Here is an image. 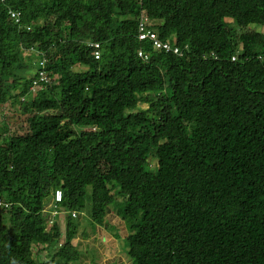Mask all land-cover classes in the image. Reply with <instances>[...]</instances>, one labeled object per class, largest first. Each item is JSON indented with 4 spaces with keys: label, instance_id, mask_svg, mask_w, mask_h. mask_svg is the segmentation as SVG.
Instances as JSON below:
<instances>
[{
    "label": "trees",
    "instance_id": "obj_1",
    "mask_svg": "<svg viewBox=\"0 0 264 264\" xmlns=\"http://www.w3.org/2000/svg\"><path fill=\"white\" fill-rule=\"evenodd\" d=\"M261 26L264 0H0V264L79 263L117 197L128 264H264Z\"/></svg>",
    "mask_w": 264,
    "mask_h": 264
},
{
    "label": "rangeland",
    "instance_id": "obj_2",
    "mask_svg": "<svg viewBox=\"0 0 264 264\" xmlns=\"http://www.w3.org/2000/svg\"><path fill=\"white\" fill-rule=\"evenodd\" d=\"M257 29L264 33V26L257 27ZM80 68H82V67H80ZM80 68L76 67L75 69L78 70ZM33 74H34V72L30 70V71L26 72L25 76H29V75H33ZM142 96L143 95H138L139 108L145 109L148 107L150 101H148L147 97H142ZM10 109H11L10 104L4 105L3 107L0 108V120H1V117L4 115V113ZM11 123L12 122H10V124ZM23 124H24L23 122L17 121L16 123L11 124V126H12V128L16 127L18 129H21ZM150 164H151V167L154 166L155 160L152 159L150 161ZM120 206H121V201L118 198H116V202H114V205L108 206L106 211H107V213L110 212V213H116L117 214L118 213L117 210H118V208H120ZM105 216H106V214H105ZM136 218H138V217H136ZM136 218L124 220L126 226L131 228L132 226L136 225V223H137ZM138 219L140 220V218H138ZM85 222H86V220L81 221V225L79 227L78 233H80L81 230H83V228H84L83 223H85ZM60 225H63V220L60 222ZM94 228L95 229H93L92 227L88 228L87 234L89 233V235L86 236L85 238L82 237L80 234H78V236L74 239V244L78 247V249L83 251V254L81 255V261L79 263H73V264H117L116 261L113 260L114 257L121 258V261L124 264H128L129 257H128L126 251L123 254L122 252L118 251L117 249L115 250L113 247V246H115L117 248V242L118 241L114 240L113 243L112 242L110 243L109 241H107V238H106L107 233L109 236L113 235L112 233L116 231V227L114 226L115 229L107 228V225L104 224L103 227L102 226H99V227L95 226ZM134 231H135V229L131 228L129 233L131 234ZM114 238L119 239L118 236H114ZM51 253H52V251H48V252L45 250L41 251L38 259L44 260L49 255H51ZM113 255H115V256H113Z\"/></svg>",
    "mask_w": 264,
    "mask_h": 264
},
{
    "label": "built area",
    "instance_id": "obj_3",
    "mask_svg": "<svg viewBox=\"0 0 264 264\" xmlns=\"http://www.w3.org/2000/svg\"><path fill=\"white\" fill-rule=\"evenodd\" d=\"M9 15L11 16V18L14 20L15 23H19L20 22V12L16 11V10H8ZM30 27L28 26L27 29H29ZM138 38L139 39H147L151 42L152 47L154 50H160V49H164L165 51H173L175 53H179L180 50L179 48L172 42H170L169 40L167 41H162L161 39H159L158 33L157 31L152 27L151 25V20L147 15H142L140 20H139V24H138ZM90 46L94 47L93 49V56L95 58H99L100 56V50H99V44L98 43H91ZM137 54L140 57H143L145 59L148 58V54L142 52L141 50H138ZM235 57L232 56V60H234ZM44 62V60H43ZM37 74H38V80L35 79L33 81V85L30 87V91L31 92H35V90L38 88V81H47V78L45 76V73L43 70H37ZM62 199V190H56L55 191V201H60ZM0 206L3 207H8L9 204L4 202V200L0 199ZM57 214V211L54 210L53 211V215ZM72 216H76V213L73 212ZM49 223H52V221H50Z\"/></svg>",
    "mask_w": 264,
    "mask_h": 264
},
{
    "label": "crops",
    "instance_id": "obj_4",
    "mask_svg": "<svg viewBox=\"0 0 264 264\" xmlns=\"http://www.w3.org/2000/svg\"><path fill=\"white\" fill-rule=\"evenodd\" d=\"M119 200L121 201V206L120 207H122L123 206V201H122V199H119ZM114 202H116V199H115ZM137 217L141 218L140 215L137 216ZM138 218H136L137 219V223H138V221H140ZM104 220L108 222L107 228H112L113 226L116 227V231L112 233L113 235L109 236L108 233L106 234L107 241H109L110 243L111 242L113 243L114 240L115 241L117 240L118 241L117 242V248L115 246H113V247H114L115 250L117 249L118 251H120V252H122L124 254V252L127 251V244H128L125 237H126L127 234H130L129 231L131 230L132 227L131 228L127 227L124 221H123L124 223H121L120 220L118 219V216H117L116 213H110V212L106 213V216L104 217ZM114 236H118L119 239H115ZM113 256H115V255H113ZM113 260H115L117 264H124L121 261V258L114 257Z\"/></svg>",
    "mask_w": 264,
    "mask_h": 264
}]
</instances>
